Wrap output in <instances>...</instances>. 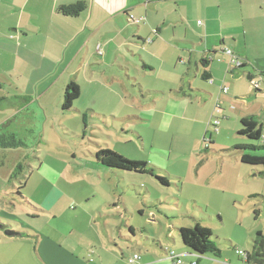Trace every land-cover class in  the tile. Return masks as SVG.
I'll use <instances>...</instances> for the list:
<instances>
[{"label":"rangeland","instance_id":"rangeland-1","mask_svg":"<svg viewBox=\"0 0 264 264\" xmlns=\"http://www.w3.org/2000/svg\"><path fill=\"white\" fill-rule=\"evenodd\" d=\"M169 66L149 80L153 85H146L143 95L134 90L136 101L144 98L146 108L167 113L159 122V116L152 123L139 121L148 117L127 99L122 106L112 93L118 86L108 87L103 78L95 86L108 95L103 97L110 98L109 106L92 101L89 110L75 104L41 116L30 106L17 112L10 125L0 116V137L11 135L15 145L0 143V224L7 226L5 231L29 237L37 263L129 264L137 254L136 264H173L166 255L173 251L181 264H246L236 251L249 253L257 234H264V176H258L264 168L242 164L243 153L234 147L258 145L239 131L247 116L264 126V75L253 80L259 92L245 78L221 95L216 79L211 85L201 72L194 76V64ZM182 73L201 90L185 114L183 106L170 108V100L180 96L176 81ZM1 88L0 96L5 91ZM101 149L153 165L165 185L154 176L103 167L95 157ZM251 154L264 156V150ZM55 188L63 190L64 199L36 219L41 215L37 204L54 196ZM197 223L211 230L221 260L198 258L181 243L178 228Z\"/></svg>","mask_w":264,"mask_h":264},{"label":"crops","instance_id":"crops-1","mask_svg":"<svg viewBox=\"0 0 264 264\" xmlns=\"http://www.w3.org/2000/svg\"><path fill=\"white\" fill-rule=\"evenodd\" d=\"M79 2L86 9L77 17L59 12ZM225 49L247 69L239 72L232 67ZM178 61L194 64V76L201 72L202 78L206 73L211 85L216 79L221 95L248 76L255 80L264 75V0H0V81H5L0 82L5 90L0 116L6 125L30 106H36L40 116V112L61 110L64 89L71 82L79 88L72 104L76 108L85 111L92 101L109 106L110 98L95 86L101 78L110 88L118 86L112 93L122 106L127 99L148 117L139 121L152 123L159 116V122L167 113L146 108L144 98L136 101L134 90L143 95L145 86L153 85L149 80L157 78L166 63L175 69ZM176 86L180 96L170 100V108L183 106L185 114L193 106L189 101L201 90L193 88L188 73L179 75ZM53 194L37 204L41 215L36 219L46 216L45 211L65 196L59 188ZM96 213L92 212L94 221ZM6 227L2 224L0 233ZM28 238L21 233L0 234V262L13 264L21 258L37 263Z\"/></svg>","mask_w":264,"mask_h":264},{"label":"trees","instance_id":"trees-1","mask_svg":"<svg viewBox=\"0 0 264 264\" xmlns=\"http://www.w3.org/2000/svg\"><path fill=\"white\" fill-rule=\"evenodd\" d=\"M86 9V4L84 2H79L71 6H64L59 8V12L68 17H77L81 12ZM137 21V20H136ZM138 23V21H137ZM202 64H207V61L202 60ZM245 65L237 67L235 69H242ZM250 82L253 83V77H247ZM202 79L208 80L209 76L205 73L202 75ZM253 90L259 92L258 83H253ZM182 92V91H181ZM227 93V89H226ZM225 93V94H226ZM79 97V88L76 84L71 82L64 89L63 94V104L61 107L62 111H67L72 107L74 101ZM255 116H247L241 120V129L239 135L245 137L251 142H256L255 144H242L236 145L234 149L240 151L243 154L240 157V162L244 165L250 167L263 166L264 168V156H257L251 153H255L261 150H264V142L262 140L263 128L264 126L259 124L254 118ZM0 143L8 144L10 146H15L14 139L11 135H3L0 137ZM96 160L105 168L121 170L125 172H132L135 174H146L149 176H154L161 184L165 185V179L159 178V176L154 175L155 170H157L153 165L148 163L141 162H132L123 157L118 156L117 154L111 152L109 149H101L95 153ZM258 176H264V171L258 173ZM256 197V195L251 196ZM141 213V212H139ZM256 213V211H255ZM131 233H135L134 229L130 226L129 228ZM178 236L180 238L183 246L189 250L192 254L201 258L203 256H210L216 260H221V251L212 241V232L210 229L201 226L200 224H195L193 227H181L177 230ZM154 243H157L159 246L160 242L154 240ZM236 254L243 256V259L246 264H264V234L258 233L256 239L253 240L251 251L245 253L241 250H237ZM200 259H197L199 261ZM173 261V260H172ZM175 261V260H174ZM196 264V263H195Z\"/></svg>","mask_w":264,"mask_h":264},{"label":"built area","instance_id":"built-area-1","mask_svg":"<svg viewBox=\"0 0 264 264\" xmlns=\"http://www.w3.org/2000/svg\"><path fill=\"white\" fill-rule=\"evenodd\" d=\"M224 53L229 57L230 59V64L232 67L237 68L242 66V62L240 61V59H238L235 55H233L232 51L225 49ZM254 83V82H253ZM252 83V85H253ZM222 92L225 94L226 93V89H223ZM214 125H216V122L213 123ZM264 131V128H263ZM262 140L264 142V132L262 134ZM168 257L170 258V260H175L174 262H172L173 264H181V261L174 255V252H169L168 253ZM140 260V257L137 254H134L130 259H128V263L129 264H136L137 261Z\"/></svg>","mask_w":264,"mask_h":264},{"label":"water","instance_id":"water-1","mask_svg":"<svg viewBox=\"0 0 264 264\" xmlns=\"http://www.w3.org/2000/svg\"><path fill=\"white\" fill-rule=\"evenodd\" d=\"M2 225L0 224V229H1ZM5 235H13L15 234L14 232H9V231H5L4 232Z\"/></svg>","mask_w":264,"mask_h":264},{"label":"clouds","instance_id":"clouds-1","mask_svg":"<svg viewBox=\"0 0 264 264\" xmlns=\"http://www.w3.org/2000/svg\"><path fill=\"white\" fill-rule=\"evenodd\" d=\"M171 252H173V251H171ZM169 253V252H168ZM168 253L166 254L167 256H168ZM175 255V254H174ZM172 262H174V260L172 261Z\"/></svg>","mask_w":264,"mask_h":264}]
</instances>
